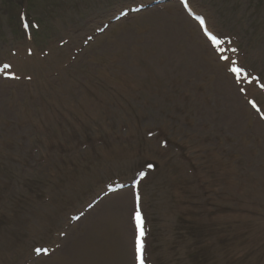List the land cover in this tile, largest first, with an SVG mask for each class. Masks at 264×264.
I'll list each match as a JSON object with an SVG mask.
<instances>
[{"label":"rangeland","instance_id":"rangeland-1","mask_svg":"<svg viewBox=\"0 0 264 264\" xmlns=\"http://www.w3.org/2000/svg\"><path fill=\"white\" fill-rule=\"evenodd\" d=\"M181 1L216 46L179 0H0V264H136L134 191L145 264H264V0Z\"/></svg>","mask_w":264,"mask_h":264},{"label":"snow or ice","instance_id":"snow-or-ice-1","mask_svg":"<svg viewBox=\"0 0 264 264\" xmlns=\"http://www.w3.org/2000/svg\"><path fill=\"white\" fill-rule=\"evenodd\" d=\"M27 27V25H25ZM201 27H204V22L201 21ZM207 35V33H206ZM209 39H213L211 36H209ZM219 43V41H216L213 39V45L216 46ZM232 51H235V49H232ZM222 59H227V57H222ZM235 63V61H233ZM5 68L8 66L5 65ZM233 73H238L239 70L236 68L231 69ZM139 179H143V174L139 177ZM135 222V228H136V238H135V256L137 264H144V244H143V237H144V224L141 217L140 209L137 208L136 213L133 217ZM37 254H39L40 249L36 250ZM45 254H47V251L45 250Z\"/></svg>","mask_w":264,"mask_h":264},{"label":"bare ground","instance_id":"bare-ground-1","mask_svg":"<svg viewBox=\"0 0 264 264\" xmlns=\"http://www.w3.org/2000/svg\"><path fill=\"white\" fill-rule=\"evenodd\" d=\"M126 201H127L126 197L125 196H121L120 203L124 204V202H126ZM128 230H129V227H128Z\"/></svg>","mask_w":264,"mask_h":264},{"label":"trees","instance_id":"trees-1","mask_svg":"<svg viewBox=\"0 0 264 264\" xmlns=\"http://www.w3.org/2000/svg\"><path fill=\"white\" fill-rule=\"evenodd\" d=\"M184 217L181 218L182 221H184L185 219H183Z\"/></svg>","mask_w":264,"mask_h":264}]
</instances>
